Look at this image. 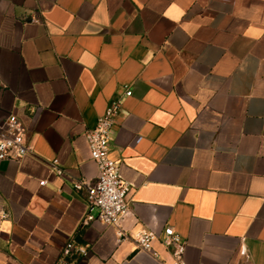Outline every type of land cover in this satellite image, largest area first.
<instances>
[{"label":"crops","instance_id":"obj_1","mask_svg":"<svg viewBox=\"0 0 264 264\" xmlns=\"http://www.w3.org/2000/svg\"><path fill=\"white\" fill-rule=\"evenodd\" d=\"M119 98L114 227L86 221L72 185L96 180L84 133ZM11 115L30 153L0 161V264H170L166 227L185 264H264V0H0V125ZM69 242L88 256H63Z\"/></svg>","mask_w":264,"mask_h":264},{"label":"built area","instance_id":"obj_2","mask_svg":"<svg viewBox=\"0 0 264 264\" xmlns=\"http://www.w3.org/2000/svg\"><path fill=\"white\" fill-rule=\"evenodd\" d=\"M31 22L37 23L38 20L33 18ZM129 96L131 90L126 87L123 97ZM120 103V98L111 101L103 114L98 117L95 126L84 133L90 159L97 168L96 180L89 185L76 180L72 185L75 191H85L88 207L86 221L98 220L114 227H118L120 219L128 210L126 197L130 190V185L119 174L118 163L109 157L112 129L119 115ZM28 153L30 148L24 139L22 124L13 115L7 117L0 125V161H18ZM51 166L56 175L62 174L56 161H53ZM43 184L44 182H40V185ZM92 210H95V214L91 213ZM116 235L119 242L126 237L120 229L117 230ZM156 238V234L152 231L137 233L134 238L137 251L158 259L151 246ZM161 243L170 255V264H185L183 259L185 241L171 227L164 228ZM62 254L83 258L88 256V252L83 247L70 242L65 244Z\"/></svg>","mask_w":264,"mask_h":264}]
</instances>
